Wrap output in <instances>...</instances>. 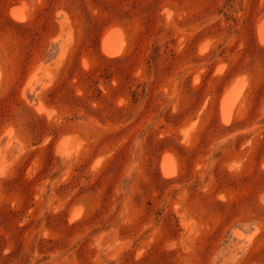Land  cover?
<instances>
[{
    "label": "rangeland",
    "instance_id": "rangeland-1",
    "mask_svg": "<svg viewBox=\"0 0 264 264\" xmlns=\"http://www.w3.org/2000/svg\"><path fill=\"white\" fill-rule=\"evenodd\" d=\"M261 23L264 0H0V264H264Z\"/></svg>",
    "mask_w": 264,
    "mask_h": 264
},
{
    "label": "bare ground",
    "instance_id": "bare-ground-1",
    "mask_svg": "<svg viewBox=\"0 0 264 264\" xmlns=\"http://www.w3.org/2000/svg\"><path fill=\"white\" fill-rule=\"evenodd\" d=\"M18 5V4H17ZM16 8V7H15ZM22 8H24V7H22ZM17 10V12L16 13H18V9H16ZM12 11H15L14 10V8L12 7V10H11V13H12ZM22 11V10H21ZM20 11V12H21ZM25 13V12H24ZM21 13H18L17 15H15V13H14V16H18V15H20ZM21 15L20 16H18V19H21ZM262 17V16H261ZM260 17V18H261ZM24 19V18H23ZM263 20V19H262ZM262 20H261V22H262ZM262 24V23H261ZM116 26V25H115ZM118 26V25H117ZM111 27H113V26H111ZM120 27V26H119ZM260 27V26H259ZM115 28H113V31L112 32H109V33H107V34H105V37H104V39H103V50L106 52V53H108V54H112V55H114L115 53H117L120 49H122V43H115V42H113L112 40H115V39H110L111 37H112V35H114V34H118V32L116 31L117 30V28H116V30H114ZM260 30V33H259V35H260V38H264V24H262V26H261V28L259 29ZM115 31V32H114ZM120 32V31H119ZM259 32V31H258ZM123 33V30H122V32H121V34ZM120 33H119V35H121ZM111 36V37H110ZM125 36V35H124ZM119 37V36H118ZM117 39V38H116ZM123 39V38H122ZM125 40H126V38H125ZM260 40V39H259ZM261 40H263V39H261ZM123 44H124V42H123ZM264 45V44H263ZM120 52V51H119ZM114 53V54H113ZM125 53V52H124ZM120 54H122V53H120ZM2 74V73H1ZM2 76V75H1ZM235 79V78H234ZM235 82V81H234ZM249 82V81H248ZM247 86H248V83L246 84ZM240 86V85H239ZM231 87V86H230ZM229 87V88H230ZM1 88V87H0ZM2 89V88H1ZM248 89V88H247ZM226 90V89H225ZM227 95H230V94H232L234 97H233V99H232V102L235 104V99H236V97H237V99H238V95L239 94H241V91L240 90H238V89H236V88H234V87H231L230 89H227ZM225 92V93H226ZM231 96V95H230ZM228 97L229 96H227V98H226V95H225V100L226 101H228L227 103H228V106H229V100H227L228 99ZM242 97V96H241ZM243 98V97H242ZM241 98V100H243ZM224 101V100H223ZM226 101H224V102H226ZM227 103L226 104H224L225 106L227 105ZM240 103V102H239ZM223 104V103H222ZM237 105V104H236ZM224 107V106H223ZM232 107H233V105H232ZM231 107V108H232ZM236 107V106H235ZM235 107H234V109H235ZM230 107H225V111H224V116H225V118H227L226 116L229 114L230 115ZM233 111V110H232ZM233 114H234V112H233ZM223 117V116H222ZM224 118V119H225ZM233 118V117H232ZM228 119H229V117H228ZM233 120V119H232ZM225 122V121H224ZM170 157V155H167V154H165V157ZM176 156V155H175ZM167 157V158H168ZM167 158H162L163 159V161H165ZM165 159V160H164ZM175 159V158H174ZM173 159V160H174ZM167 160H170L171 162H173V160H172V158L171 159H167ZM166 160V161H167ZM170 161H167V162H170ZM167 162H165V165L167 164ZM171 162L170 163H168V164H171ZM165 165H163L164 166V168H163V170H165V172L167 173L168 172V170L165 168ZM173 165V164H172ZM171 165V166H172ZM175 168V167H174ZM174 168H172V169H174ZM175 171H177V170H175ZM178 173V172H177ZM170 175V174H169ZM168 175V176H169ZM76 210V209H75ZM77 210H79V212L78 213H80V208L79 209H77ZM76 214V211H73V214ZM84 214V213H83ZM76 216V215H75ZM79 216V215H78ZM83 216V215H82ZM71 217V216H70ZM81 217V216H80ZM78 218V217H77ZM74 220V219H73ZM72 220V221H73ZM69 221V220H68Z\"/></svg>",
    "mask_w": 264,
    "mask_h": 264
}]
</instances>
